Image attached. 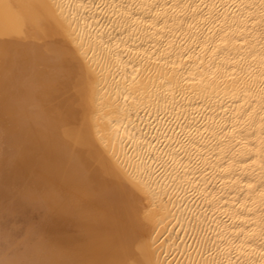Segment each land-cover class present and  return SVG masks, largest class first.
Returning a JSON list of instances; mask_svg holds the SVG:
<instances>
[{
    "label": "bare ground",
    "instance_id": "bare-ground-1",
    "mask_svg": "<svg viewBox=\"0 0 264 264\" xmlns=\"http://www.w3.org/2000/svg\"><path fill=\"white\" fill-rule=\"evenodd\" d=\"M0 264H264V0H0Z\"/></svg>",
    "mask_w": 264,
    "mask_h": 264
}]
</instances>
